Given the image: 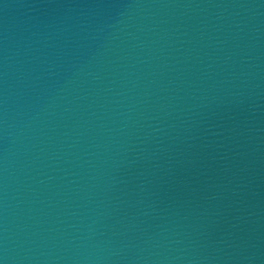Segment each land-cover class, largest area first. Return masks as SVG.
I'll return each mask as SVG.
<instances>
[{
    "label": "water",
    "instance_id": "obj_1",
    "mask_svg": "<svg viewBox=\"0 0 264 264\" xmlns=\"http://www.w3.org/2000/svg\"><path fill=\"white\" fill-rule=\"evenodd\" d=\"M0 264H264V0H0Z\"/></svg>",
    "mask_w": 264,
    "mask_h": 264
}]
</instances>
